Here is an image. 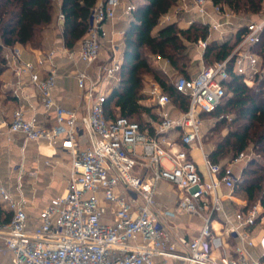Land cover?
<instances>
[{"label":"built area","instance_id":"2783aa9c","mask_svg":"<svg viewBox=\"0 0 264 264\" xmlns=\"http://www.w3.org/2000/svg\"><path fill=\"white\" fill-rule=\"evenodd\" d=\"M52 1L58 7L57 22L62 31L60 0ZM120 4V0L97 2L79 46L65 48L69 61L84 65L75 73L81 96L88 102L83 113L78 106L65 108L54 98V50L31 62L24 61L14 45L2 46L6 68L13 71L16 80L4 81L1 87L20 101L7 123V138L20 134L24 142L59 145L70 162L65 193L51 197L32 218L26 212L28 199L20 184L14 196L0 183V202L10 214L9 221L0 225V248L9 253L5 264H264V209L259 199L231 217L225 215L223 207V196L235 194L240 178L234 167L249 161L253 149L238 152L222 165L208 158L200 134V113L212 112L220 104L229 66L245 83L263 75L260 56L253 47L264 30V15L245 23L238 43L225 59L202 66L193 76L175 77L173 87L188 99L186 110L179 115H173L177 107L157 84L150 89L148 95L156 109V118L147 119L150 130L126 117H105L104 102L110 92L107 84L112 79L118 81L121 59L111 58L96 66L95 75L90 73L105 38L102 24L116 18ZM134 8L129 2L122 7V14L130 17ZM192 10L201 16L202 23L211 14L224 19L235 16L225 5L211 0H177L173 13L161 15L158 26ZM222 24L211 23V27L218 29ZM207 42L208 36L199 39L196 46L203 52ZM26 86L37 94L33 96L38 98L40 112L30 101L32 95ZM50 117L53 124L48 123ZM194 148L205 174L190 156ZM160 181L175 186L180 211L202 220L198 232L179 234L163 221L167 211L155 199ZM222 187L227 190L223 196L218 193ZM109 211L112 218L106 221ZM231 236L236 242L229 251L224 239ZM255 247L257 255L251 252Z\"/></svg>","mask_w":264,"mask_h":264},{"label":"trees","instance_id":"16d2710c","mask_svg":"<svg viewBox=\"0 0 264 264\" xmlns=\"http://www.w3.org/2000/svg\"><path fill=\"white\" fill-rule=\"evenodd\" d=\"M214 4L225 5L231 12H249L253 15L264 14V0H211ZM97 0H60V10L64 14L62 26V45L73 49L81 41L89 28L91 9ZM177 0H139L130 15L129 23L123 34V50L118 81L104 102L105 117L115 119L126 117L134 120L143 128L148 117L156 118L153 107L142 104L141 94L143 74H149L161 90L169 95L173 104L181 112L187 108V96L175 90L160 72L149 65L144 51L167 59L169 64L181 75L189 77L186 71V43L195 44L206 39L208 26L192 21L182 27L177 21L158 25L161 15L167 13ZM54 13L52 0H0V75L6 69L3 45L15 43L40 48L43 29L51 23ZM243 28L224 41L210 39L203 52V61L211 65L225 59L240 39ZM253 50L264 63V30L260 41ZM260 63V64H261ZM229 77L225 80L226 92L220 104L209 113L202 112L200 117L218 118L211 131L220 133L213 147L208 151L212 162L225 165L226 161L238 152L247 149L250 143L262 160L253 156L242 166L240 178L235 183V194H242L248 206L257 192L264 209V78L257 87H250L243 77L234 73L229 66ZM262 83V85H260ZM1 85V80H0ZM232 113L230 120L225 114ZM143 115L146 118L143 119ZM9 212L0 206V225L9 221Z\"/></svg>","mask_w":264,"mask_h":264},{"label":"crops","instance_id":"0c3cea01","mask_svg":"<svg viewBox=\"0 0 264 264\" xmlns=\"http://www.w3.org/2000/svg\"><path fill=\"white\" fill-rule=\"evenodd\" d=\"M103 1L107 3H112L113 0H97V2ZM121 4L116 8V18L112 21H106L102 24V28L105 31V38L100 50L98 60L92 65L90 73L95 75V68L98 64L108 62L111 58H119L122 60V50H123V34L129 23L130 17L122 14V7L129 2L134 0H120ZM96 2V3H97ZM133 3V2H132ZM135 5V4H134ZM176 3L168 11V13H173V9ZM211 3H208L210 6ZM58 9V7H56ZM228 19L221 18L215 14H211L209 17L204 19V23L208 26V41L210 39H217L219 41H224L236 34L240 29H244V25L247 21H258L264 15L263 13L257 15L249 14H238L233 13ZM201 16L194 10L182 12L173 21L180 23L182 27H187L192 21L201 20ZM222 22L223 24L218 29L211 27V23ZM169 23V22H168ZM158 26V25H157ZM159 27V26H158ZM15 47L19 48L21 51V57L24 61L35 62L37 58L47 53L49 50H54L53 61L56 65V79L55 87L53 89V95L55 100L65 108L77 107L80 113H83L87 108V100L81 96L77 84L75 73L77 69L84 68L82 62H71L68 60L65 48L62 45V33L61 29L57 32H44L43 41L40 48H33L29 45L15 43ZM197 53L194 54L191 61L195 62V68H186L189 76H193L197 71L204 66L203 52L199 50L196 46ZM195 49V48H194ZM164 59V58H163ZM165 63H169L167 59H164ZM259 60V67L260 62ZM164 70L165 68L162 67ZM44 69V68H43ZM43 69L39 70L43 73ZM166 71V70H165ZM167 73V72H166ZM264 74V69H262ZM24 83L27 85V76L22 77ZM1 85L4 81L16 80V76L13 71L6 68L0 75ZM117 81L114 79L110 80L107 84V88L111 89L115 86ZM156 84V83H155ZM1 89L0 93V183L4 185L7 190L14 196L18 193V184H20V189L28 199L26 205V212L30 218L34 217L37 211L45 206L49 199L60 193H65L66 191V175L70 167L69 157L67 153L59 146L49 147L44 144H36L32 142H24L23 137L20 134H16L7 138L6 127L10 119L12 110L20 103V101L11 96L9 90ZM28 86V85H27ZM26 86V92L30 95V101L36 105L38 112H40L39 101L35 91ZM36 94L33 96V94ZM144 99V98H143ZM155 108V107H154ZM181 113L179 109L173 112L174 116ZM52 115V114H50ZM41 115L38 113V118ZM202 118V124L205 117ZM49 124H53V119L50 117L48 119ZM82 142H85L86 136L83 131L78 129ZM171 136H175L174 132L170 133ZM203 143V142H202ZM204 147V146H203ZM204 150L208 153L210 149ZM198 153L197 149H192L190 151L191 158L193 155ZM200 156V154H199ZM201 158V157H200ZM47 162V163H46ZM196 162V161H195ZM246 163V162H244ZM244 163L234 167V171L237 173L241 169ZM24 170L25 173H21ZM139 170V169H138ZM26 171H35V176H31ZM21 174L20 178L18 176ZM218 193L222 196L227 193L226 188H220ZM155 199L158 203L167 211V215L163 218L167 225L174 227V230L179 234L192 235L198 232L202 225V220L194 215H187L183 211L177 208V189L175 186L168 181H160L157 185V191ZM246 201L244 196H238L234 194L231 198L223 196V207L224 213L227 216H232L233 213L244 208ZM1 208L3 204L0 202ZM4 209V208H3ZM223 216V214H221ZM187 217L186 221L183 219ZM111 212L109 211L105 217L106 221H111ZM253 234L257 233L258 227L254 229ZM228 243L229 251H231L232 246L235 244L236 239L234 237H229L224 239ZM252 254H258V248H252ZM9 259V253L0 248V262L5 264Z\"/></svg>","mask_w":264,"mask_h":264},{"label":"rangeland","instance_id":"374dc122","mask_svg":"<svg viewBox=\"0 0 264 264\" xmlns=\"http://www.w3.org/2000/svg\"><path fill=\"white\" fill-rule=\"evenodd\" d=\"M53 2V1H52ZM133 4H137L139 2V0H134L132 1ZM54 4V13H53V19L51 21L50 24H48L47 26L44 27L43 29V34L44 32H57L59 31V25L57 22V9H56V3L53 2ZM249 14V12H240L238 14ZM251 14V13H250ZM252 15V14H251ZM180 24V23H179ZM79 46V44L76 45V47ZM186 53L187 56L189 57L186 61V65L190 68L193 69L195 68V62L191 61L194 54L197 53V49L195 47V44L192 43H186ZM195 48V49H194ZM3 52V51H2ZM144 56L147 59L148 63L150 66H152L154 69L158 70L160 72V74L163 76V78H165L169 83H172V81L175 79L176 76L181 75L176 69H174L169 63H165V60L163 58H160L159 56L155 55V54H151L148 51H144ZM261 62V61H260ZM204 66H207L204 63ZM164 67L165 70L162 68ZM260 72H262V69H264V63L260 64ZM167 72V73H166ZM262 78H264V74H261L260 78H255L253 80L252 83H246L248 86L250 87H257L259 84V81L262 80ZM155 85L154 80L151 78V76L149 74H143V82H142V89H141V94L143 95L144 99H141V103L142 104H146L148 106H152V112H156V109L154 108V104L153 101L149 98L148 92L150 91V89H152V87ZM260 85H262V83H260ZM260 91H262L264 89V84L263 86H259L258 87ZM0 93H1V89H0ZM233 114L232 113H228L225 114L224 116L228 118V120H230L231 116ZM143 119L146 118V115H143L142 117ZM219 119L218 118H214V117H206V119L204 120L203 124L200 127V134H201V140L203 142V146L206 149H211L213 147V145L215 144V141L218 139V134H220L221 132H223L224 130H220V133H216V132H212L211 128L212 126L215 124V121ZM247 148H252L253 149V144L250 143V145ZM253 156H256V158H259L262 160V157H260L258 154H256V152H253ZM193 158L195 159V161L197 162V165L199 166L200 170L205 174V167L204 164L201 162V158L199 156L198 153H195L193 155ZM246 163L243 164V166H245ZM238 196H242V194H237ZM261 193L257 192L253 201H256L260 198ZM252 201V202H253ZM187 217H184L183 219L186 221Z\"/></svg>","mask_w":264,"mask_h":264}]
</instances>
